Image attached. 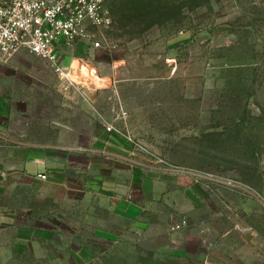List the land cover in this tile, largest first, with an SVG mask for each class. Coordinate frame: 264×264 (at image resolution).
Masks as SVG:
<instances>
[{
	"label": "rangeland",
	"instance_id": "374dc122",
	"mask_svg": "<svg viewBox=\"0 0 264 264\" xmlns=\"http://www.w3.org/2000/svg\"><path fill=\"white\" fill-rule=\"evenodd\" d=\"M106 7L110 48L82 71L25 48L0 63V264H264V0ZM32 148L82 188L70 203L15 171ZM107 177L130 223L105 209L114 187L94 195ZM99 218L129 232L106 239Z\"/></svg>",
	"mask_w": 264,
	"mask_h": 264
},
{
	"label": "built area",
	"instance_id": "2783aa9c",
	"mask_svg": "<svg viewBox=\"0 0 264 264\" xmlns=\"http://www.w3.org/2000/svg\"><path fill=\"white\" fill-rule=\"evenodd\" d=\"M107 1L0 0V63H7L25 48L62 78L68 70L65 58L72 56L71 65L77 44L90 50H109L107 31L113 20ZM36 178L47 181L48 174L39 173Z\"/></svg>",
	"mask_w": 264,
	"mask_h": 264
},
{
	"label": "crops",
	"instance_id": "0c3cea01",
	"mask_svg": "<svg viewBox=\"0 0 264 264\" xmlns=\"http://www.w3.org/2000/svg\"><path fill=\"white\" fill-rule=\"evenodd\" d=\"M100 50H90L85 44L79 43L76 45L74 49V60L77 58L84 59L87 63L85 66H89L88 60L86 58H89L88 54H94L95 52ZM74 60L72 65L74 64ZM71 65V66H72ZM69 67V69L71 68ZM84 66V67H85ZM76 70V69H75ZM82 71V69H81ZM100 73V72H99ZM101 74V73H100ZM102 78H109L108 75H102ZM112 146H116L112 143H110V149L113 148ZM39 149V150H38ZM60 166H62L60 168ZM16 172H19L22 174L21 178L26 179L28 181H38V182H49V184H55L61 188L63 191L62 196L71 202L72 194L74 192L83 191L82 188H74L72 182L69 180L67 176H65V164H61L60 161L55 160L54 158H49L48 154L46 153L45 149L37 148L35 150L34 148L30 149V154H26L25 157H23L22 163L15 168ZM39 173H48L50 176L54 175L56 177H59L58 174H62L61 180L54 181H41L37 179V175ZM52 174V175H51ZM105 178L102 183L96 182L97 184L94 192L96 196L103 197V192L105 193L107 191V188L114 187L116 190L114 194L106 199L107 207L106 210L109 211L111 216H114V218L120 220H125L126 223H130V216H134L138 213V207L130 202L129 197V189H124L123 186L119 185L116 181L113 180V177ZM88 184V183H86ZM125 190V191H124ZM127 190V191H126ZM83 193V192H82ZM91 198H93V196ZM97 198V197H96ZM102 208V207H101ZM6 214L4 217L0 218V226H3L6 224ZM100 224L98 226V231L102 233L105 238L110 237H117L118 234L121 235L126 231L129 232L128 226H120L119 222L116 221L114 224L115 226H109L108 222L103 219L99 218ZM125 229V230H124Z\"/></svg>",
	"mask_w": 264,
	"mask_h": 264
},
{
	"label": "bare ground",
	"instance_id": "6f19581e",
	"mask_svg": "<svg viewBox=\"0 0 264 264\" xmlns=\"http://www.w3.org/2000/svg\"><path fill=\"white\" fill-rule=\"evenodd\" d=\"M72 63H73V61H72ZM72 63H71V65H72ZM86 63L87 62L83 59H76V60H74V64L72 65L71 69H73V70L76 69V71H73V72H78L83 67V65H85ZM91 83L98 84V85H107L110 83V81H109V78H100L97 80H91Z\"/></svg>",
	"mask_w": 264,
	"mask_h": 264
},
{
	"label": "trees",
	"instance_id": "16d2710c",
	"mask_svg": "<svg viewBox=\"0 0 264 264\" xmlns=\"http://www.w3.org/2000/svg\"><path fill=\"white\" fill-rule=\"evenodd\" d=\"M243 136L245 137V139H248L250 137V135H243ZM234 139L236 140V137H234ZM246 142L247 143H251V141H249V140H246ZM260 151L261 150H259V147H254V148L252 147L251 149H249L246 152V154L249 155L248 157L255 158V159L258 160V158H259V156L261 154ZM245 181L249 183L250 182V179L249 178L248 179L246 178Z\"/></svg>",
	"mask_w": 264,
	"mask_h": 264
},
{
	"label": "water",
	"instance_id": "95a60500",
	"mask_svg": "<svg viewBox=\"0 0 264 264\" xmlns=\"http://www.w3.org/2000/svg\"><path fill=\"white\" fill-rule=\"evenodd\" d=\"M4 180V176L0 173V181Z\"/></svg>",
	"mask_w": 264,
	"mask_h": 264
}]
</instances>
